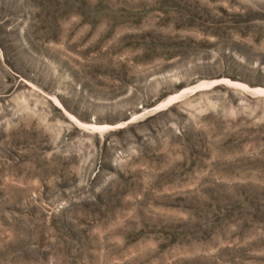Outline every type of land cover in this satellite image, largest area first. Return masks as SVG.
<instances>
[{
  "label": "rangeland",
  "instance_id": "374dc122",
  "mask_svg": "<svg viewBox=\"0 0 264 264\" xmlns=\"http://www.w3.org/2000/svg\"><path fill=\"white\" fill-rule=\"evenodd\" d=\"M228 81L264 88V0H0V264H264Z\"/></svg>",
  "mask_w": 264,
  "mask_h": 264
},
{
  "label": "bare ground",
  "instance_id": "6f19581e",
  "mask_svg": "<svg viewBox=\"0 0 264 264\" xmlns=\"http://www.w3.org/2000/svg\"><path fill=\"white\" fill-rule=\"evenodd\" d=\"M228 82H230V83H232V84H234V85H236V86H238V87H241V88H244V89H246V90H248L249 92H252L253 94L254 93H258V94H261V93H263L264 94V88H262V87H255V88H253V87H250L249 85H247V84H245V83H241V82H231V81H228ZM199 86H201V85H198V87ZM172 100V99H171ZM168 101V100H167ZM166 101V102H167ZM165 102V103H166ZM164 104V103H163Z\"/></svg>",
  "mask_w": 264,
  "mask_h": 264
}]
</instances>
